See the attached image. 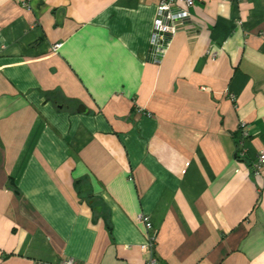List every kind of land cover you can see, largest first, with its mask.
<instances>
[{
  "label": "crops",
  "instance_id": "obj_1",
  "mask_svg": "<svg viewBox=\"0 0 264 264\" xmlns=\"http://www.w3.org/2000/svg\"><path fill=\"white\" fill-rule=\"evenodd\" d=\"M159 1L0 0V264H264V0Z\"/></svg>",
  "mask_w": 264,
  "mask_h": 264
},
{
  "label": "built area",
  "instance_id": "obj_2",
  "mask_svg": "<svg viewBox=\"0 0 264 264\" xmlns=\"http://www.w3.org/2000/svg\"><path fill=\"white\" fill-rule=\"evenodd\" d=\"M25 5H30L28 0H20ZM182 2V3H181ZM195 0H160L157 4V12L154 19V27L151 36V57L156 62H161L165 56L173 36L180 30H187L191 34H196L198 25L191 15L189 6L194 5ZM60 43H56L58 47ZM234 95L232 98L234 99ZM238 146L240 148V156L247 157L248 142L250 140V132L245 122H242L237 130ZM254 175L260 174L264 169V149L258 151L256 159L250 162ZM147 226L152 227L149 217H145ZM154 235L150 238L145 247L149 251H153ZM58 264H81L72 257L62 258ZM146 264H158L154 257H151Z\"/></svg>",
  "mask_w": 264,
  "mask_h": 264
},
{
  "label": "trees",
  "instance_id": "obj_3",
  "mask_svg": "<svg viewBox=\"0 0 264 264\" xmlns=\"http://www.w3.org/2000/svg\"><path fill=\"white\" fill-rule=\"evenodd\" d=\"M239 159L242 160V161H244V162H248V161H247V160H248L247 157H241V156L239 155ZM248 165L250 166V168H251V170H252V165H251L250 162L248 163ZM252 173H253V171H252Z\"/></svg>",
  "mask_w": 264,
  "mask_h": 264
}]
</instances>
